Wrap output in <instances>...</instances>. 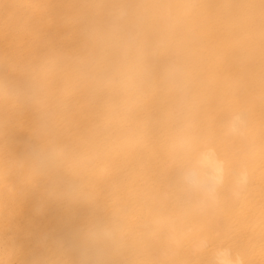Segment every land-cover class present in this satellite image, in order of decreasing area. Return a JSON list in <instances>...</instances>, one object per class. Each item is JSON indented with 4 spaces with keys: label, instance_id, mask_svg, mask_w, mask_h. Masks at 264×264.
<instances>
[{
    "label": "clouds",
    "instance_id": "1",
    "mask_svg": "<svg viewBox=\"0 0 264 264\" xmlns=\"http://www.w3.org/2000/svg\"><path fill=\"white\" fill-rule=\"evenodd\" d=\"M28 195L82 214L24 255ZM238 217L264 256V0H0V264H251Z\"/></svg>",
    "mask_w": 264,
    "mask_h": 264
},
{
    "label": "bare ground",
    "instance_id": "2",
    "mask_svg": "<svg viewBox=\"0 0 264 264\" xmlns=\"http://www.w3.org/2000/svg\"><path fill=\"white\" fill-rule=\"evenodd\" d=\"M49 38L65 45L71 43L68 29L54 32L50 34ZM4 46L6 50H10L7 41ZM10 135L21 147L28 141V134L23 130H13ZM258 172L259 169L257 174ZM261 196L262 194L258 190H254L252 200L259 203ZM37 205L38 199L34 195H28L24 200L23 210L14 221L12 228V233L16 236V243L24 255L36 250L40 241L45 237L50 241L65 236L75 223L77 216L82 214V211H74L53 201H47L43 210L37 213L35 211ZM225 226L241 228L240 249L250 256L251 264H264V256L260 253V241L246 231L243 217H238L234 223Z\"/></svg>",
    "mask_w": 264,
    "mask_h": 264
}]
</instances>
